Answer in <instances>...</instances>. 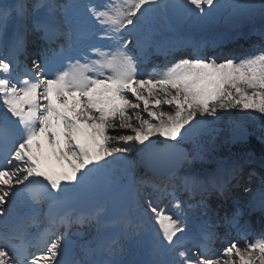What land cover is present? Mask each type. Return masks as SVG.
Listing matches in <instances>:
<instances>
[{"label": "snow or ice", "instance_id": "6c2138e0", "mask_svg": "<svg viewBox=\"0 0 264 264\" xmlns=\"http://www.w3.org/2000/svg\"><path fill=\"white\" fill-rule=\"evenodd\" d=\"M170 10L251 27L259 43L238 56L227 32L175 42L155 22ZM183 47L191 58L169 59ZM237 108L264 119V0H0V264H264L251 222L264 221V177L243 203L209 204L256 175L250 153L204 144ZM101 175L130 193L118 213L81 199Z\"/></svg>", "mask_w": 264, "mask_h": 264}, {"label": "bare ground", "instance_id": "6f19581e", "mask_svg": "<svg viewBox=\"0 0 264 264\" xmlns=\"http://www.w3.org/2000/svg\"><path fill=\"white\" fill-rule=\"evenodd\" d=\"M98 3V2H97ZM99 4V3H98ZM158 16V15H157ZM160 17V16H158ZM160 19V18H159ZM156 24H157V27L159 28V30L164 33V34H167L171 37V39L173 41H180L182 39H184V41H194V40H197V39H201V38H211V37H215V36H219L225 32H227V34L229 35V37L236 31L234 29H227L223 20L221 19V17L219 16H213V17H206V18H203L199 21L193 19L192 20H189V19H186L185 23L184 24V28L183 30L181 31H177L175 28H173L172 26H165L164 23L161 22V20H155ZM182 24V25H183ZM255 27L258 28L259 27V23H256L255 24ZM201 29V30H200ZM200 30L201 31V35L200 34H196V32L194 31H198ZM243 30H245L243 28ZM252 29H250L249 31H247V33L251 32ZM168 32V33H167ZM193 32L192 35H190L191 33ZM187 33V34H186ZM183 34V35H182ZM252 34V33H251ZM249 35L248 38H239L238 39V42L234 45L235 48H241V50H237L235 49L234 52H236L235 54L236 55H243V54H247L248 52H251L253 51L251 49V47L256 44L257 42L259 43V38L257 37H254L252 35ZM235 34H233L232 36H234ZM183 42V40H182ZM37 44H39V42L37 41ZM227 47H230V46H227ZM244 48V49H243ZM225 49H230V48H225ZM240 51H242V53H239ZM245 52V53H243ZM187 53H190L188 51H181L178 53V56L180 57H183V58H191L190 57V54H187ZM152 66L147 65V66H143L144 69L146 70H150ZM144 69H142V73L145 71ZM230 113H231V117H236L237 119H240L241 116H243L244 118L247 116V112L243 111L242 109H232V110H229ZM235 115H238V116H235ZM257 113L255 112V116H254V119L256 117ZM250 117V116H249ZM211 119V118H210ZM226 118L225 117H220V120L217 121L219 123L225 121ZM245 121V119H243V122ZM262 124H264V120H262L261 122ZM110 132L112 130H109ZM262 160H257L256 162H251L250 164L246 165L245 166V171L247 173V171L249 169H254L255 170V173L256 175L253 176V178L251 180H248L247 178V175H245V179L241 182V186H237L235 184H233V186L230 187L228 193H227V197H228V200H229V203L228 204H231L235 201H239L241 203L245 202L247 197H248V193L244 191V187H250L252 189H255L256 187H258L259 183H260V180H261V177H264V170H262L263 167H260V162ZM259 163V164H258ZM118 166L119 165V162L117 164ZM103 181L104 180V176L101 175L97 181ZM106 182V181H105ZM99 186L98 182H96V188ZM92 192H89L88 193H82V196H88L91 195ZM212 199H215L213 202L211 201L209 204L211 207L213 208H217L219 209L221 206L220 205H217V203H221V198L219 196H212L210 197ZM209 198V199H210ZM100 199H97V202L99 201ZM226 202V201H225ZM107 206L109 207V202H107ZM110 210V208H109ZM196 209L193 208L192 209V212H195ZM251 222L253 224V235H258L261 231H264V221L261 220V217H260V214L259 213H255L251 216ZM260 223L262 224V226L260 225Z\"/></svg>", "mask_w": 264, "mask_h": 264}, {"label": "rangeland", "instance_id": "374dc122", "mask_svg": "<svg viewBox=\"0 0 264 264\" xmlns=\"http://www.w3.org/2000/svg\"><path fill=\"white\" fill-rule=\"evenodd\" d=\"M66 2V0H65ZM222 3H227L229 2V0H221ZM97 3V2H95ZM99 3V2H98ZM100 4V3H99ZM158 16H156V20H161L162 23L165 24V26H167V22L164 21L165 18V14L161 13V14H157ZM160 18V19H159ZM187 19V18H186ZM167 20V19H166ZM168 21V20H167ZM186 21V20H185ZM182 22L183 23H185ZM193 21V19H192ZM258 23V21L256 22ZM180 24L179 27H176V29H182L183 30V26ZM171 27V25H168ZM174 28V27H173ZM245 30L240 29V30H236V34L242 32L243 35L244 33H246L247 31H249L250 29H252L251 27H244ZM201 30V29H200ZM194 31L196 32V34H202L201 31ZM168 33V32H167ZM153 66V65H150ZM144 69V68H142ZM146 70V69H144ZM232 110V109H231ZM244 111V110H243ZM248 113V112H247ZM219 115L220 117H225L226 120L219 123H216V132L211 136V137H206L204 144L205 147L208 149V152L211 154V156L213 158H222V159H228L230 157H237V156H245L247 157V154H251L252 159L257 158V154L252 151H250L249 153H246L245 151H243V148L245 146V144H240V143H232V142H228L225 136V133H227L232 127L236 126L237 124L244 126L250 133H252L249 138H248V143L251 141H257L260 145H262L264 147V144H262L260 142V140L258 139L259 135H260V130L262 127H264V124H262V120L260 117V114L257 113L255 119V112H252L250 115L249 113L247 114V116L244 118L243 116H241L240 119H237L236 117H231V113L229 110H220L219 111ZM238 116V115H235ZM250 116V117H249ZM243 119H245V121L243 122ZM125 132H128V130H124ZM187 148H192L193 145L191 143H188L185 145ZM263 158L262 160H264V154L261 155ZM257 160V159H256ZM115 167H119L118 165H116ZM192 167H194L195 169H206L211 167V161L210 160H205V161H200L197 160L194 162V164L192 165ZM262 170H264V168H262ZM99 186L97 188H95L94 191H91V195L88 196H82V194H80L81 199L83 201V203L86 206L92 207L95 206L97 203L100 202H109L108 201V196L109 194L112 193V191L117 188V186H111L109 187L106 182H105V178L103 181H97ZM97 199H100L97 202ZM213 199H209V201H211ZM228 200H226V202H224V206H226ZM213 202V201H212Z\"/></svg>", "mask_w": 264, "mask_h": 264}, {"label": "water", "instance_id": "95a60500", "mask_svg": "<svg viewBox=\"0 0 264 264\" xmlns=\"http://www.w3.org/2000/svg\"><path fill=\"white\" fill-rule=\"evenodd\" d=\"M130 193L117 188L110 196V207L114 213L120 212L121 208L127 203Z\"/></svg>", "mask_w": 264, "mask_h": 264}, {"label": "trees", "instance_id": "16d2710c", "mask_svg": "<svg viewBox=\"0 0 264 264\" xmlns=\"http://www.w3.org/2000/svg\"><path fill=\"white\" fill-rule=\"evenodd\" d=\"M244 149L246 151L248 150H254L255 152L264 154V147L262 145H260L257 141H251V142H247L244 146Z\"/></svg>", "mask_w": 264, "mask_h": 264}]
</instances>
